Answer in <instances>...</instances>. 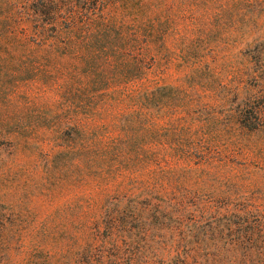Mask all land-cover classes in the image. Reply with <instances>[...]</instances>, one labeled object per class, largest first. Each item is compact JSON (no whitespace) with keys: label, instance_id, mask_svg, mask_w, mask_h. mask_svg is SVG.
Segmentation results:
<instances>
[{"label":"rangeland","instance_id":"rangeland-1","mask_svg":"<svg viewBox=\"0 0 264 264\" xmlns=\"http://www.w3.org/2000/svg\"><path fill=\"white\" fill-rule=\"evenodd\" d=\"M259 66L264 0H0V264H112L116 195L263 197L230 116ZM204 155L222 176L183 174Z\"/></svg>","mask_w":264,"mask_h":264},{"label":"trees","instance_id":"trees-1","mask_svg":"<svg viewBox=\"0 0 264 264\" xmlns=\"http://www.w3.org/2000/svg\"><path fill=\"white\" fill-rule=\"evenodd\" d=\"M255 73L260 89L242 92L230 115L249 131L264 130V67ZM155 92L144 95L142 103L152 104ZM194 155L184 154L188 160ZM197 163L201 166L183 168V174L222 176V166L208 156ZM227 183L189 199L182 193L155 201L150 196L111 197L101 223L110 235L124 232L127 241L121 256L114 250L112 264H264V196L252 198Z\"/></svg>","mask_w":264,"mask_h":264}]
</instances>
